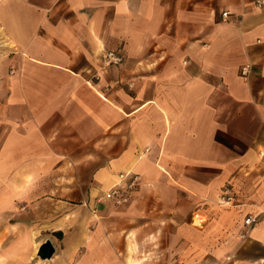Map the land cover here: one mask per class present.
<instances>
[{"label": "crops", "instance_id": "obj_1", "mask_svg": "<svg viewBox=\"0 0 264 264\" xmlns=\"http://www.w3.org/2000/svg\"><path fill=\"white\" fill-rule=\"evenodd\" d=\"M257 1L0 0L1 57L17 74L4 106L21 121L10 130L69 155L52 179L4 174L0 264H264ZM109 50L124 61L107 63ZM127 172L138 185L118 205L105 193ZM226 184L238 203L222 200ZM47 239L56 251L41 258Z\"/></svg>", "mask_w": 264, "mask_h": 264}, {"label": "rangeland", "instance_id": "obj_2", "mask_svg": "<svg viewBox=\"0 0 264 264\" xmlns=\"http://www.w3.org/2000/svg\"><path fill=\"white\" fill-rule=\"evenodd\" d=\"M1 54L2 52L0 51V177L2 178V176L5 173H7L8 174L7 177L11 176L13 180H15V178L25 179L29 177L30 178L41 177L43 179H52L53 177H55L53 174L54 169L52 168L54 164L58 162L59 158H60V162L67 160L66 156L69 155H62V154L59 155V154L50 153L49 152L50 148L48 147L44 149L43 153H40L37 151V149L39 148L38 146H33L32 148L31 147L29 148L26 139L23 140V138L20 136L21 133L19 131L16 133L15 131L10 130L12 126H13V130H14V126L15 127H17V125L20 126L21 121L18 118L20 112L17 109V107L15 108L10 106L7 107L4 106V98L6 96L5 94H8L9 92V90L7 91L5 88L4 80L7 77V79L10 78L14 82L17 77L16 76L17 74L11 72L14 66L10 63L8 64V62L5 63L4 61L5 59L1 57ZM5 68L8 69V72L10 70L9 74H6ZM7 136L9 137V140H11L12 146H9V148L6 149L5 141ZM43 161L44 163H41L40 166V163L38 164V162H43ZM37 167H40L39 170ZM58 173H60L61 179L59 185L55 187V190L56 188H60L61 191H66V192L69 191L72 187L67 185L70 183L69 182L70 180L68 179L74 175L75 171L71 170L70 173L69 169L63 168L60 169ZM7 177L4 175L3 180H0V182L1 183L5 182ZM226 185L233 186L232 184H226ZM17 187L18 186H16V182L13 181V184L10 185L9 190L12 191L13 193H17V191L21 189ZM4 188L5 187H3L2 189ZM50 188L51 185L46 184V182L43 185L40 183V192H43L44 190L45 192L49 191ZM236 193H237V197L240 196L241 194L238 191H236ZM237 201L239 202V199ZM115 204L117 203L115 202Z\"/></svg>", "mask_w": 264, "mask_h": 264}, {"label": "built area", "instance_id": "obj_3", "mask_svg": "<svg viewBox=\"0 0 264 264\" xmlns=\"http://www.w3.org/2000/svg\"><path fill=\"white\" fill-rule=\"evenodd\" d=\"M258 6H261L263 4V0L257 1ZM230 14V11L226 10L223 11L222 16L227 17ZM259 43H264V38L258 39ZM105 61L107 63H122L124 61V55L121 52V50H109L107 51L105 55ZM253 63H246L242 66L241 72L243 75H250L253 72ZM138 175L134 174L132 172H127L121 174V181L118 183L112 185L107 192L105 193V196L108 199L114 200L117 204H123L127 201H129L131 197V192L136 188L138 185ZM125 183H123V181ZM222 200L229 204H236L238 203L237 194L234 190V188L231 185H225L222 193ZM257 220V217L254 215L249 214L245 218V224L251 225Z\"/></svg>", "mask_w": 264, "mask_h": 264}, {"label": "water", "instance_id": "obj_4", "mask_svg": "<svg viewBox=\"0 0 264 264\" xmlns=\"http://www.w3.org/2000/svg\"><path fill=\"white\" fill-rule=\"evenodd\" d=\"M55 246L50 239L43 242L40 246V257L51 258L55 253Z\"/></svg>", "mask_w": 264, "mask_h": 264}]
</instances>
